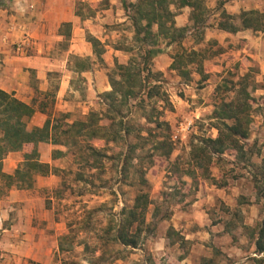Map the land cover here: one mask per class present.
Listing matches in <instances>:
<instances>
[{
  "label": "rangeland",
  "instance_id": "obj_1",
  "mask_svg": "<svg viewBox=\"0 0 264 264\" xmlns=\"http://www.w3.org/2000/svg\"><path fill=\"white\" fill-rule=\"evenodd\" d=\"M211 1L205 0L203 25L189 21L187 7L175 10L176 25L187 26V31L178 43L159 44L163 52L152 60L153 74L146 86L147 90L157 83V95H143V101L131 98L119 106V114L107 111L109 100H104L106 104L98 100L95 109L103 114V133L52 144L51 155L53 150L60 153L50 165L55 177L48 185H39L37 176L42 175H36L28 189L7 187L0 178V264H172L170 260L177 256L174 243L182 242L181 251L188 250L183 235L169 230L170 219L182 209L200 221L189 227L199 229L196 240L209 252H201L199 264H259L252 258L264 259L253 252L262 217L253 175L264 154V73L251 57L235 59V39L207 38L206 27L225 21L227 14L235 16L229 22L239 25L242 11L227 12L220 1ZM13 2L0 0L1 20L27 16L18 13ZM131 2L135 0H119L113 7L122 9L119 16L124 17L131 12ZM251 9L264 11V4ZM111 27L117 47H136L128 16ZM61 31L69 30L62 27ZM252 32L264 40V28ZM66 46L67 42L55 45L59 56ZM99 48L102 53L103 47ZM192 48L200 53L201 62L186 65L188 76L170 69L175 54ZM124 55L128 61L131 52L125 50ZM134 58L139 62L140 54ZM80 60L70 58L72 63ZM107 74L119 78L114 65ZM238 80L247 83L252 97L254 128L245 140L252 154L249 161L238 159L233 149L214 154L204 171L194 165L191 147L217 136L213 110L222 99L234 96ZM11 189L25 191V196L17 199ZM140 192L148 196L146 221L138 245L124 246L115 232ZM196 201L201 206L198 213L192 211Z\"/></svg>",
  "mask_w": 264,
  "mask_h": 264
},
{
  "label": "crops",
  "instance_id": "obj_2",
  "mask_svg": "<svg viewBox=\"0 0 264 264\" xmlns=\"http://www.w3.org/2000/svg\"><path fill=\"white\" fill-rule=\"evenodd\" d=\"M18 13L26 12L27 16L10 15L9 20L0 19V89L13 93L15 97L26 103L33 102L35 112L27 121V127L41 126L50 116L65 114V121L83 119L96 110L100 94L109 91L108 68L127 61L124 49L117 47L115 32L111 25L125 22L127 16L120 17L122 9L113 4L119 0H107V5L98 6L104 0H13ZM231 13L251 8H262L264 0H212ZM33 5V8L29 6ZM14 6V7H15ZM87 9H92L86 11ZM119 16V17H118ZM17 18V20H15ZM63 23H70L69 31L63 32ZM207 38L235 39L236 60L257 61L264 73V40L257 37L250 29L228 32L217 27V23L206 27ZM24 33L27 35L24 36ZM87 35L99 40V47L104 51L98 58ZM222 40H220L221 42ZM67 42L63 55L55 51V45ZM161 54V53H160ZM159 55V54H158ZM83 60L82 65L72 63L71 57ZM221 62L225 56H222ZM227 57V56H226ZM101 59L103 64L99 63ZM46 92H50L45 98ZM33 144H25L22 150L9 152L2 159L1 171L11 174L17 164L23 160V155L29 152ZM52 144L39 142L37 150L39 161L52 164ZM53 174L37 176L39 185H48ZM15 198L25 196V191L11 189ZM195 202L192 211L198 213L201 206ZM1 212V210H0ZM2 216V214H1ZM0 216V220L2 219ZM32 215L30 216V218ZM183 209L176 212L169 225L187 243V251L182 252V242L174 243L177 256L170 260L172 264H199L201 252L206 253L207 247L196 240L199 229H190L200 221ZM201 249V251H200ZM51 248L47 258H49ZM254 252V245H253ZM255 253V252H254ZM264 256L260 253L258 257ZM172 258V259H173ZM248 258V257H247ZM236 264V263H235ZM261 264H264V259Z\"/></svg>",
  "mask_w": 264,
  "mask_h": 264
},
{
  "label": "trees",
  "instance_id": "obj_3",
  "mask_svg": "<svg viewBox=\"0 0 264 264\" xmlns=\"http://www.w3.org/2000/svg\"><path fill=\"white\" fill-rule=\"evenodd\" d=\"M183 7L189 9L188 19L193 25L204 24V15L207 11L205 0H135L129 4L131 12L127 16L133 27L136 47L124 49L131 52L125 64L115 61L114 66L119 78L108 74L111 89L100 94L103 102L109 100L108 112L119 114V106L126 105L129 99L138 97L140 101H143V95L151 98L159 93L157 83H153L146 90L149 84L148 77L153 74L150 65L152 60L163 52V48L159 45L160 42L165 41L166 45H170L174 42L178 43L184 37L187 26L179 27L175 22V10ZM227 17L234 18L235 16L227 14ZM238 17L239 25L229 22L226 18L225 21H219L217 27L228 32L243 29L260 31L264 28V11L242 10ZM62 26L69 30L70 23H63ZM87 39L91 42L96 56L100 58L99 40L93 36H87ZM136 54H140L139 62L134 58ZM199 55L200 53L193 48L186 53L175 54L172 57L170 69L177 70L181 76H188L189 70H186V65L194 63L199 65L201 62L197 59ZM76 63L84 67L85 62L80 60ZM48 95H51L50 92H46L45 98ZM251 100L247 83L244 80L235 82L234 96L228 100L222 99L213 110L212 118L217 121L215 124L217 136L203 138L199 144H193L191 147L190 155L196 167H201L206 171L214 154H222L230 149L235 150V156L238 159L249 161L248 154H252V151L246 147L245 140L254 128ZM34 112V99L33 102L26 103L15 97L13 93L0 89V178L5 179L7 187L15 185L19 189H28L33 185L36 175L46 176L54 171L48 163L39 161L37 150L39 142L56 145L63 144L64 140L75 141L79 136L97 138L103 133L104 126L100 123L103 119L101 111L92 110L83 119L72 122L65 121V114L48 116L41 126L29 129L27 121ZM160 123L156 122V125ZM28 143L33 146L29 152L24 153L23 160L13 173L2 172V159L9 152L22 150L23 146ZM89 149L95 151L91 146ZM59 153V150H53L52 158H56ZM255 153L261 155L260 150ZM253 176L254 187L257 189L256 194L262 199V217L254 239V252L260 254L264 253V154L257 173ZM147 205V194L140 192L135 196L132 206L125 209L124 216L115 232V239L119 243L130 247L138 245L146 221ZM169 230L173 231V228L170 227ZM252 259L259 264L263 262L262 258L253 257Z\"/></svg>",
  "mask_w": 264,
  "mask_h": 264
},
{
  "label": "built area",
  "instance_id": "obj_4",
  "mask_svg": "<svg viewBox=\"0 0 264 264\" xmlns=\"http://www.w3.org/2000/svg\"><path fill=\"white\" fill-rule=\"evenodd\" d=\"M29 7H30V8H33V5H30ZM26 35H27V34H26V33H24V36H26Z\"/></svg>",
  "mask_w": 264,
  "mask_h": 264
}]
</instances>
